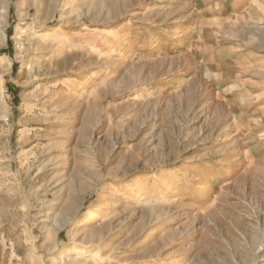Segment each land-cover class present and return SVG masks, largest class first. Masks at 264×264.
Returning a JSON list of instances; mask_svg holds the SVG:
<instances>
[{"label":"rangeland","instance_id":"374dc122","mask_svg":"<svg viewBox=\"0 0 264 264\" xmlns=\"http://www.w3.org/2000/svg\"><path fill=\"white\" fill-rule=\"evenodd\" d=\"M0 264H264V0H0Z\"/></svg>","mask_w":264,"mask_h":264}]
</instances>
